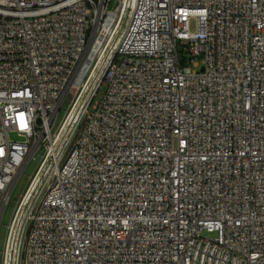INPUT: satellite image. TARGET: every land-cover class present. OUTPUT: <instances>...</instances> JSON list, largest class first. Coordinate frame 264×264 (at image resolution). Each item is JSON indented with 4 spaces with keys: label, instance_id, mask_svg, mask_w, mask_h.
Returning <instances> with one entry per match:
<instances>
[{
    "label": "built area",
    "instance_id": "obj_1",
    "mask_svg": "<svg viewBox=\"0 0 264 264\" xmlns=\"http://www.w3.org/2000/svg\"><path fill=\"white\" fill-rule=\"evenodd\" d=\"M38 153L2 264H264V0H0V226Z\"/></svg>",
    "mask_w": 264,
    "mask_h": 264
},
{
    "label": "rangeland",
    "instance_id": "obj_2",
    "mask_svg": "<svg viewBox=\"0 0 264 264\" xmlns=\"http://www.w3.org/2000/svg\"><path fill=\"white\" fill-rule=\"evenodd\" d=\"M127 19V18H126ZM195 26H194V22L191 23V30H194ZM124 30V26H121V28H119L117 30V32L119 33L118 35L120 36V34L123 32ZM103 95V91L100 92L99 98ZM69 106V100H67L65 102V105L62 109V111L60 112L57 124L62 121V119L65 116V112L68 109ZM40 155L41 153H38L35 157V160L30 161V163L26 166V168L24 169V172L22 173L14 191L11 197V201L9 206L7 207L5 214L3 216L2 219V223L0 226V264H2V256H3V251H4V247H5V241H6V236H7V228L9 226V224L12 221L13 215L20 203V200L22 198V196L27 192L32 179L35 177L36 174V170L37 167L39 165L40 162ZM34 187V186H32Z\"/></svg>",
    "mask_w": 264,
    "mask_h": 264
},
{
    "label": "bare ground",
    "instance_id": "obj_3",
    "mask_svg": "<svg viewBox=\"0 0 264 264\" xmlns=\"http://www.w3.org/2000/svg\"><path fill=\"white\" fill-rule=\"evenodd\" d=\"M128 20V16H127V19H126V21ZM118 29H119V27H118ZM38 182V180L33 184V185H35L36 183ZM31 191V190H30ZM26 192L23 196H22V198H21V200H20V202L23 200V201H28L29 200V197L31 196V192Z\"/></svg>",
    "mask_w": 264,
    "mask_h": 264
}]
</instances>
